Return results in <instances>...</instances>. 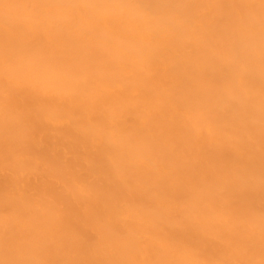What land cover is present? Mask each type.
<instances>
[{"label": "bare ground", "instance_id": "1", "mask_svg": "<svg viewBox=\"0 0 264 264\" xmlns=\"http://www.w3.org/2000/svg\"><path fill=\"white\" fill-rule=\"evenodd\" d=\"M0 264H264V0H0Z\"/></svg>", "mask_w": 264, "mask_h": 264}]
</instances>
